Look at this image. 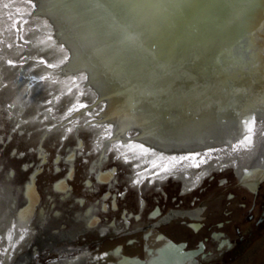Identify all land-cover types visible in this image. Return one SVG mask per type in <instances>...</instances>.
<instances>
[{
	"label": "bare ground",
	"instance_id": "6f19581e",
	"mask_svg": "<svg viewBox=\"0 0 264 264\" xmlns=\"http://www.w3.org/2000/svg\"><path fill=\"white\" fill-rule=\"evenodd\" d=\"M1 5H14L5 17L11 21L12 44L4 47L28 52L36 44L20 40L24 13L43 27L35 41L55 37L56 51L63 53L54 67L34 56L17 62L7 58L16 77L27 74L28 62L39 70L38 76L25 79L27 92L46 83L59 89L41 111L52 121L51 132L58 130L62 137L71 133L81 150L78 134L89 131L95 163L101 166L112 155L128 167L129 184L137 192L143 186L158 189L171 179L186 195L205 176L225 169L243 179L246 188L256 189L248 176L264 171V0H0ZM177 63L179 73L172 75L171 66ZM74 75L84 79L81 86L91 102L82 108L78 94L54 120L53 106L68 92L59 88L62 79ZM1 78L0 72V83ZM191 155L196 159H179ZM112 173L99 172L96 180L110 182ZM68 188L60 183L55 189L67 193ZM2 190L0 264H9L28 238L40 199L34 175L24 187L26 203L17 212L16 198ZM156 251L146 261L122 258L119 263L187 262L178 249Z\"/></svg>",
	"mask_w": 264,
	"mask_h": 264
},
{
	"label": "rangeland",
	"instance_id": "374dc122",
	"mask_svg": "<svg viewBox=\"0 0 264 264\" xmlns=\"http://www.w3.org/2000/svg\"><path fill=\"white\" fill-rule=\"evenodd\" d=\"M7 9L0 6V20L10 23L5 18ZM20 17L25 19L26 15L21 13ZM33 22H26L20 35L21 42L36 43L28 52L4 47L12 44L13 29L11 23L0 22V189H5L2 191L9 199L16 198V212L26 203L22 196L32 175L40 196L30 216L28 238L9 264H120L122 258L146 261L150 250L163 245L164 240L156 239L161 234L175 243H188V250H195L203 240L206 252L212 254L198 264H264V221H259L264 217V183L257 194H252L238 186L231 169H225L212 173L186 195L181 193L180 183L171 179L164 181L160 190L143 186L137 192L129 184L128 167L115 161L112 155L101 166L95 163L97 157L92 151L89 131L78 134L83 142V148L78 150L71 133L62 137L60 131L49 130L52 121L43 118L41 111L46 107L44 102L58 95L59 89L46 83V86L32 85L27 92L25 79L38 76L39 70L28 62L27 74L16 77V68L6 66L8 59L17 62L23 56H34L51 65L63 58V53L56 51L55 37L45 43L35 41L43 27ZM62 80L64 84L59 88L68 92L58 97L57 105L53 106L54 120L78 94L81 106H89L87 103L92 99L87 89H82L84 79L74 75ZM45 129L51 132L47 138ZM38 152L44 154L45 162ZM104 171L113 172L110 182L96 180L95 175ZM60 183L67 184V193L55 189ZM196 207H202L205 217L201 230H194L192 221L183 218L166 227L138 231L154 223L156 217L152 215L157 208L165 214L173 209ZM93 218H97L95 225L90 223ZM213 232L227 235L232 248L218 251L210 238Z\"/></svg>",
	"mask_w": 264,
	"mask_h": 264
},
{
	"label": "flooded vegetation",
	"instance_id": "af4514ba",
	"mask_svg": "<svg viewBox=\"0 0 264 264\" xmlns=\"http://www.w3.org/2000/svg\"><path fill=\"white\" fill-rule=\"evenodd\" d=\"M224 182L225 181H223L222 183H224ZM236 183L238 184V180ZM263 183H264V181L261 184H263ZM261 184L255 189V191H252L251 189H248L244 186H239V187L250 191L252 194H257L259 192V188H260ZM68 190H69V188H68ZM37 195L40 199V196L38 193H37ZM140 205L142 207L144 206L143 201L140 202ZM201 208L202 207H200V208L196 207V208H191V209H173V210L166 212L165 214L160 213V211L157 208L152 215V216L156 217V220L154 221V223H151L148 226L144 227L145 229L139 228L141 230H138V231L141 232V231L146 230L148 232V231L153 230L155 228H158L162 225H165V227H166V226H169L172 223L176 222V220H180L183 218H187L188 221H192V227L194 230H196V231L201 230L203 228L202 223L205 220V217L202 214L203 209H201ZM179 212H182L184 214L189 213L190 217L185 216V217L175 218V213L179 214ZM259 221H264V217H262ZM91 225H93V222H91ZM133 231H135V230H133ZM210 238L212 240V243L215 244L214 246L218 247V251H220L224 247L225 248H232V246H233L231 243V240L227 237V235H225L221 232L220 233L219 232H213V234L210 235ZM156 239H157V241H160L161 239L164 240L163 245L161 244V246L159 248L163 249V248L168 247V248L178 249V251L180 250V252L182 254H184V257L187 258L186 264H198V261L200 259L206 258L208 255L212 254L211 252H206V245L203 242V240H202V242L197 243V247L195 248V250H188L187 249L188 243H182V242L175 243L172 240H169V238H167L163 234H161L160 236L157 235ZM119 249L116 250V252H115L116 255H118ZM156 250L155 251H152V250L149 251V258L151 255H154L157 252ZM129 259H131V258H129ZM133 259H138V258H133Z\"/></svg>",
	"mask_w": 264,
	"mask_h": 264
},
{
	"label": "water",
	"instance_id": "95a60500",
	"mask_svg": "<svg viewBox=\"0 0 264 264\" xmlns=\"http://www.w3.org/2000/svg\"><path fill=\"white\" fill-rule=\"evenodd\" d=\"M1 7H2V5H1ZM182 15V14H181ZM31 20H32V23H33V21H34V19H32V18H25L24 19V21H23V24H25L26 22H31ZM0 22L1 23H3L4 25L5 24H10L9 22H7V21H4V20H0ZM11 22V21H10ZM125 22V21H124ZM132 27H134V26H132ZM262 27H264V26H262ZM6 28V27H5ZM24 31V30H23ZM206 35H209L208 37H210V35H211V33H209V32H207L206 33ZM214 37H216V36H214ZM22 38L23 39H25L26 37L22 34ZM30 44H28L27 46H29ZM31 47V46H30ZM29 49V48H28ZM30 49H32V48H30ZM29 49V50H30ZM52 54H54L53 52H52ZM177 67H179V64L177 63V64H174V65H172L171 66V74L173 75L174 74V71H176V74H178L179 72H178V70L176 69ZM166 75H168V74H166ZM212 173H215V172H211L210 174H208L207 176H205L204 178H203V180L205 179V178H207V177H210L211 175H212ZM235 175V174H234ZM260 175V176H259ZM259 176V177H258ZM258 176L256 177V176H254L253 174H250L249 176H248V183L250 184H254V187H258L263 181H264V171H262L261 173L259 172L258 173ZM254 181V182H253ZM253 182V183H252ZM238 186H245V187H247V184H246V182H244V180L242 179V180H239L238 181ZM251 189V188H250ZM255 189V188H254ZM253 190V189H252ZM253 191H255V190H253ZM185 216H188V217H190L189 216V213L187 214H184V213H182V212H179V214H177V213H175V218H177V217H185Z\"/></svg>",
	"mask_w": 264,
	"mask_h": 264
},
{
	"label": "snow or ice",
	"instance_id": "6c2138e0",
	"mask_svg": "<svg viewBox=\"0 0 264 264\" xmlns=\"http://www.w3.org/2000/svg\"><path fill=\"white\" fill-rule=\"evenodd\" d=\"M9 63H11V62H9ZM41 63H43V61H41ZM48 67H54V65L49 64ZM86 107H87L86 105H83L82 108H86ZM105 131L107 132V134L109 136H111V133H110V131L108 129H105ZM249 131H251V128L249 129ZM244 140L247 141L249 145L251 144L250 137H247L246 136V137H244ZM140 147H144V146L143 145H140ZM233 147L235 148V145H233ZM145 151H147L146 148H145ZM205 155H207V154H205ZM173 159H176V157H173ZM179 159H181V160L196 159V156L195 155H191V156H181ZM200 159H201V163H203L204 162V157H201ZM194 166H197L198 167V165H194ZM149 182H151V181H149ZM132 183L133 184H136L137 181L136 180H133ZM21 238H23V237H21Z\"/></svg>",
	"mask_w": 264,
	"mask_h": 264
}]
</instances>
